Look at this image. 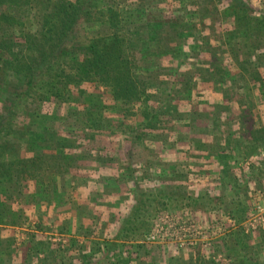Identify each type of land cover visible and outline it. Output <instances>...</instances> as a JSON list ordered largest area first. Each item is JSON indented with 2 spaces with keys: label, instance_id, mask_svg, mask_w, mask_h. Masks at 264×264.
Instances as JSON below:
<instances>
[{
  "label": "trees",
  "instance_id": "16d2710c",
  "mask_svg": "<svg viewBox=\"0 0 264 264\" xmlns=\"http://www.w3.org/2000/svg\"><path fill=\"white\" fill-rule=\"evenodd\" d=\"M263 149L264 0H0V264H264L231 170ZM159 198L220 249L146 242Z\"/></svg>",
  "mask_w": 264,
  "mask_h": 264
},
{
  "label": "rangeland",
  "instance_id": "374dc122",
  "mask_svg": "<svg viewBox=\"0 0 264 264\" xmlns=\"http://www.w3.org/2000/svg\"><path fill=\"white\" fill-rule=\"evenodd\" d=\"M229 24L230 22L223 23L224 28H230ZM119 141V135L103 136L100 132H97L94 135L91 144L86 147L87 151H91L90 154L87 153L86 155H90L91 157L96 152H99L103 156L106 153H109L110 155L112 154L113 156H115L116 154L119 155V152L117 151V148H119ZM263 150H260V152L264 153ZM260 152L258 154H254L251 160L250 158H246L239 160V162L231 161V170L235 173H240L243 181L248 180V184L241 191H239V196L241 199L243 198L246 204L250 206V214H248V218L246 220L239 221L240 219L238 217L236 218V220H238L239 226H244L243 229L246 233L249 231H254L257 233L262 230V237H264V167L261 168V163L263 162L262 159L264 158V156H262ZM89 160L90 159L84 160V162L86 161L85 164H88ZM84 166V163H81L75 165L74 168L78 167L76 169L85 170ZM257 166L260 169H257ZM72 172L75 174V169ZM249 174L251 175V177L248 176ZM215 182L212 181V184H215ZM153 206L157 207L158 209L156 212H151V214L147 216V237L154 232L156 224H159L163 228L165 234L163 236L159 235L160 237H157L158 239H156L155 242H149L147 237L145 240L150 244H163L164 246H166V249H169L168 247H170L171 249H176L177 247L189 248L191 246H194L195 244L203 247L204 249L211 248V246H215V248L220 249L221 243H216V241L223 235L224 231L223 233H221V231L225 228H228V224L231 222L229 219L228 222L221 221L223 223V225H221L217 222L204 223L200 219L195 220L191 218H185L182 214L174 210L175 208L173 204L167 203L163 198H159L157 200V203L155 202ZM165 215H167V218L165 217ZM179 215L190 223H181ZM179 222V225L181 226V232H183V240H187V242L183 246L178 245L177 243H175L173 238H171L173 237V234H171V232H173V226L175 224H178ZM51 238L54 241H58L60 237L58 235H52ZM192 240L194 241L191 245L189 242H191ZM134 250V247L129 243H125L123 246L121 243H118L115 251V256H113L112 259L118 261L117 264H119V262H121L123 258H127L129 256L132 258ZM249 252L251 253L249 256L259 255L258 259L263 261L264 243L262 244V248H260L259 250L256 251L252 249L249 250ZM221 260L222 262L219 261V264H231L230 260H225V258H221Z\"/></svg>",
  "mask_w": 264,
  "mask_h": 264
},
{
  "label": "built area",
  "instance_id": "2783aa9c",
  "mask_svg": "<svg viewBox=\"0 0 264 264\" xmlns=\"http://www.w3.org/2000/svg\"><path fill=\"white\" fill-rule=\"evenodd\" d=\"M165 217L167 218V215H165ZM180 222L183 223V224L184 223H190L189 221L185 220L182 216H180ZM180 222L178 224H175L173 226L174 227L173 230H172L173 232H171V234H173V237H171V238H173V240L175 241V243H177L178 245L183 246V245H185V243L187 242V240H183V237H182L183 232H181V226L179 225ZM164 234H165V231L163 230V228L159 224H156L155 225L154 232L152 234H150L147 237V239H148L149 242H155L156 239H158L160 236H163ZM162 240H163V238H162ZM193 241L194 240H192L189 243L192 245Z\"/></svg>",
  "mask_w": 264,
  "mask_h": 264
}]
</instances>
